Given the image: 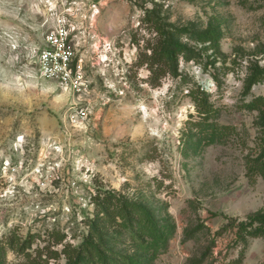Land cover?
I'll use <instances>...</instances> for the list:
<instances>
[{
	"label": "rangeland",
	"instance_id": "374dc122",
	"mask_svg": "<svg viewBox=\"0 0 264 264\" xmlns=\"http://www.w3.org/2000/svg\"><path fill=\"white\" fill-rule=\"evenodd\" d=\"M155 2L171 22L222 23L216 66L205 68L208 51L181 61L180 77L151 85L138 61L152 43L144 17ZM59 17L86 64L82 95L36 71L35 49ZM255 61L264 66V0H0V241L58 229L78 244L104 187L138 194L171 218L175 234L154 264H264V234L241 227L264 212V177L247 173L264 140L257 112L244 106L264 95V81L244 94ZM198 86L218 122L236 130L185 157L181 135L197 118L189 92ZM23 261L10 250L6 264Z\"/></svg>",
	"mask_w": 264,
	"mask_h": 264
},
{
	"label": "trees",
	"instance_id": "16d2710c",
	"mask_svg": "<svg viewBox=\"0 0 264 264\" xmlns=\"http://www.w3.org/2000/svg\"><path fill=\"white\" fill-rule=\"evenodd\" d=\"M162 8L163 4L155 2V7L146 10L144 17V23L150 27L152 43L143 48L145 51L141 52L138 65H146L151 85L158 86L167 75L180 77L181 61L199 62L208 51L212 53L207 56L209 62L205 68L216 66L218 59L224 57L222 23L217 19L210 20L205 26L196 22L175 23L168 20ZM263 81L264 66L258 61L251 62L244 80V94L249 95L252 88ZM189 95L197 118L190 115L181 135L185 157L205 146L231 141L236 127L218 122L220 110L211 101L210 94L198 86L192 88ZM244 106L250 112H257L254 126L264 134V95L254 97ZM259 150L256 157L247 159V173L264 177V140ZM90 203L92 214L84 220L87 231L79 235L78 244L69 241L68 234L58 229L48 232L46 238L28 234L23 239L13 233L0 241V264L7 263L10 250L23 256L22 264H50L61 257L66 264H154L175 234V225L164 214V208L138 194L131 196L99 187ZM248 226L251 227L249 235H263L264 212L253 216L249 224H241L243 229ZM37 240H40L37 248L30 251ZM59 246L62 247L60 250L57 249Z\"/></svg>",
	"mask_w": 264,
	"mask_h": 264
},
{
	"label": "built area",
	"instance_id": "2783aa9c",
	"mask_svg": "<svg viewBox=\"0 0 264 264\" xmlns=\"http://www.w3.org/2000/svg\"><path fill=\"white\" fill-rule=\"evenodd\" d=\"M65 21L60 17L52 32L35 49L39 78L55 81L73 94L82 95L90 89L86 64L77 50Z\"/></svg>",
	"mask_w": 264,
	"mask_h": 264
}]
</instances>
